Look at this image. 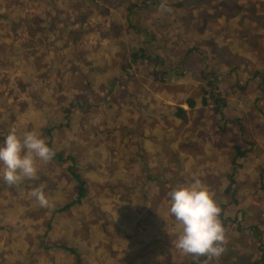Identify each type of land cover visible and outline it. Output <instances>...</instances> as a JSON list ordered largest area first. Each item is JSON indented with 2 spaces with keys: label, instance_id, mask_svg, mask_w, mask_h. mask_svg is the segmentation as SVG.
Segmentation results:
<instances>
[{
  "label": "rangeland",
  "instance_id": "obj_1",
  "mask_svg": "<svg viewBox=\"0 0 264 264\" xmlns=\"http://www.w3.org/2000/svg\"><path fill=\"white\" fill-rule=\"evenodd\" d=\"M156 1H159L157 5L127 14L126 6L138 0H51L57 12L51 13V24L46 26L57 31L59 50L66 47L71 52L68 66L59 62V52H52L51 56L42 59L45 63L40 66V73L33 77L37 86L31 82L27 87L23 78L11 85L10 103L14 106L24 104L23 108H26L35 93L41 90L38 83L39 78H43L51 86L47 87L46 97L58 112L72 90L69 79L78 85L83 82L84 58L88 53L80 51L84 48L80 47L78 38L91 31L88 28L89 12L94 13V17L97 12L102 13L104 21L108 18L112 21L108 27L96 28L98 36L118 39L119 59L113 60L112 66L124 60L131 51L129 48L144 47V42L149 39L133 34L126 20V15H131L142 27L148 28L147 37L154 35L144 53L148 56L156 54L157 62L161 60L169 70L164 80L156 79L151 88L150 97L155 99L154 108L147 116L146 123H151L150 127L146 125V133L160 129L166 137L204 138L217 146V152L211 157L212 165L234 173L231 187L225 193L221 188L214 196L220 198L229 191L233 194H227L225 201L215 199L225 207L226 219H221L224 252L218 258H200V264H264V192L258 188V174L264 168V0ZM78 11H83L84 15L79 21L73 20ZM37 56L29 55L23 61L26 63L28 57ZM127 59L132 60L129 54ZM11 61V56L0 58V80L4 90L7 83L1 75L15 69L14 64H9ZM88 64L94 67L91 62ZM134 64L130 71L149 77L144 63L137 60ZM124 65L128 69L132 64L126 61ZM201 70L216 74L215 86L206 84ZM123 97H117L115 103H121ZM202 97L206 98L204 104H201ZM223 100L225 103L221 107ZM42 107L46 106L42 104ZM163 107L166 111L174 109L175 115L163 116L160 114ZM20 111L14 109L11 115L17 117ZM23 112L27 114L28 111L24 109ZM73 117L76 118L74 123L82 127L65 129L69 123L59 121L61 128L59 125L54 127L53 132L57 135L51 140L54 151L61 152V158L72 155L73 162L67 159L58 162L53 158L47 163V170L39 169L36 188L43 189L50 206L23 212L24 221L33 217L30 224L23 226L24 233L19 224L0 227V264H76L77 258V264H131L126 262L128 257L123 256L131 245L126 249L122 247L127 240L121 237L122 233L115 225L117 218L111 214L112 207L123 199L121 193H115L109 179L102 186L96 185L92 180L94 174L83 171L82 167L86 153L95 150L96 141L95 130L90 125L85 129L83 125L88 118H96L94 115ZM112 117L119 116L107 115L105 119L110 121ZM61 118H64L62 114ZM42 121L29 115L24 116L23 124L33 128L41 126ZM110 135L115 138L112 134L107 138ZM101 143L106 148L104 139ZM235 146L240 152L245 150V155L234 157ZM41 163L38 162L39 168ZM79 172L93 185L86 184V194L78 203L60 210L75 199L77 185L68 175ZM24 185L26 179L21 186ZM9 187L15 188L14 185ZM237 192L241 198L235 202ZM142 247L148 255L152 254L149 247ZM137 255L139 252L135 251L134 256ZM167 255L171 258L169 251Z\"/></svg>",
  "mask_w": 264,
  "mask_h": 264
},
{
  "label": "crops",
  "instance_id": "obj_2",
  "mask_svg": "<svg viewBox=\"0 0 264 264\" xmlns=\"http://www.w3.org/2000/svg\"><path fill=\"white\" fill-rule=\"evenodd\" d=\"M50 2L51 0H0V58L11 56L12 61L9 64L16 66L14 70L1 75L7 86L4 90L3 82L0 80V144L3 143L8 132L14 128L20 136L27 131H35L39 134L42 132L40 135L53 148L51 140L57 135L53 129L58 125V128H61L59 121L69 123V127L63 125V127L66 126L65 129L77 128L82 126L74 123L76 118L73 115L86 118L94 115L96 119L88 118L83 127L87 129L90 125L91 129L95 130V150L86 153L82 167L83 171L90 175L94 174L92 180L96 185L102 186L105 180L109 179L115 193H121L119 195L123 199L112 207L111 214L113 218H117L114 219L115 225L122 233L121 237L127 240L122 247L126 249V246L131 245L129 252L126 253L125 250L123 253V256L128 257L126 262L200 264V258L204 257L197 258L185 254L175 246L182 226L169 212L168 194L174 188L189 184L193 178H198L214 197L221 188L225 193L226 189L231 187L234 173L212 165L211 157L217 152V146L204 141V138L184 140V137H166L160 129L150 134L146 133L145 127L146 125L150 127L151 123L150 121L146 123L147 116L154 108L155 97H150L151 88L156 79L160 82L164 80L160 72H163L167 65L161 60L155 63L151 58L141 60L139 63L147 66L151 78L143 77L139 73L130 71V68L135 66V62L127 59L129 51L123 61L119 60L112 66V61L119 59L118 39L112 36H98L96 32V28L100 26L108 27L111 20L106 16L108 19L104 21L105 16L102 13L97 12L98 14L96 13L94 17V13L89 12L88 28L91 31L77 39L80 47L84 48L80 51L88 53L83 65L86 75L82 77L83 82H80V85L69 79L72 90L68 99L60 105L58 112H55V106L50 98L46 97L47 87L51 88V86L43 78H39L38 83L41 90L35 93L26 108H23L24 104L14 106L10 103L11 85L23 78V81H27V87L31 82L37 86V80L33 77L40 73V66L45 63L42 59L51 56L52 52H59L61 56L59 62L68 66L71 52L66 47L59 50L60 39L56 34L57 31L53 32L46 26L51 24V13L57 12L55 4ZM83 15V11H78L73 20L79 21ZM126 20L129 23L135 21L129 15L126 16ZM145 30L147 31L148 28ZM141 35L145 39L149 38L142 47L145 50V47H148L147 43L153 40L154 35L147 37L148 32L147 35L138 33L139 37ZM21 39L24 40L21 41ZM124 41L126 47V40ZM134 48L129 50L132 51ZM34 54H38L37 58L28 57L26 63L23 61L24 57L29 55L33 57ZM151 55L156 54L151 53ZM126 61L132 64L128 69L124 65ZM88 62H91L94 67ZM0 69H2L1 63ZM2 92H5L4 95ZM58 92L63 96L62 89L59 88ZM119 96L125 97L118 104L115 100ZM36 104L39 105L36 106ZM42 104L46 107H42ZM201 104L204 103L201 101ZM14 109L21 110L17 113V117L11 115ZM24 109L28 111L27 114H24ZM174 111V109L166 111L163 107L160 114L169 117L172 114L175 115ZM61 114L65 119L61 118ZM29 115L42 119L41 126L33 128L24 126V116ZM107 115L119 117H112L108 121L105 119ZM108 134L114 135L115 138L111 135L107 138ZM102 139L105 140L103 144L106 148L102 146ZM192 149H194L193 153ZM41 168L47 170L48 165L42 162L39 169ZM75 174L84 181L86 194V184L93 185V182L87 177L80 176V172ZM68 176L71 179V173ZM230 179L232 183L229 185ZM22 183L23 181L15 184V188L9 187L0 174V227L19 224L20 231L24 233L23 226L30 224L33 217L30 216L29 220L24 221L23 212L27 213L36 207L39 210L38 207L41 206L34 197L30 196V192L36 188V180L31 182L26 179V185L23 187ZM227 194L233 196L231 191ZM239 194L240 192L235 193V201L240 200ZM226 195L214 199L225 201ZM217 205L221 209V219H226L224 204L217 203ZM142 246L149 247L152 254L148 255ZM135 251L139 252V255L134 256ZM168 251L171 258L167 255ZM175 255L178 256L176 259ZM125 257L122 260L125 261Z\"/></svg>",
  "mask_w": 264,
  "mask_h": 264
},
{
  "label": "clouds",
  "instance_id": "obj_3",
  "mask_svg": "<svg viewBox=\"0 0 264 264\" xmlns=\"http://www.w3.org/2000/svg\"><path fill=\"white\" fill-rule=\"evenodd\" d=\"M55 155L46 140L35 131L20 136L11 129L0 144V174L8 185L24 179H38V162L49 163ZM170 214L182 226L175 246L193 257L218 258L224 252V227L220 220L221 209L213 194L200 179L180 185L169 192ZM30 196L41 207H49L50 201L41 187L34 188Z\"/></svg>",
  "mask_w": 264,
  "mask_h": 264
},
{
  "label": "trees",
  "instance_id": "obj_4",
  "mask_svg": "<svg viewBox=\"0 0 264 264\" xmlns=\"http://www.w3.org/2000/svg\"><path fill=\"white\" fill-rule=\"evenodd\" d=\"M155 1L156 0H138V2H136V3H130V4H128L126 6V9H127V12L126 13L127 14H130L132 11L135 13V11H137L139 9H146V8L152 7L154 5H157L159 1H156V2ZM127 19H130V18L127 17ZM127 22H128V20H127ZM128 27L134 33H137V34L140 33V34L147 35V31L145 30V28H143L140 25V23L138 21H131L130 23L128 22ZM129 57H130V59H132V60H130L131 62H136L137 60L138 61L146 60V59H149V58H151V60H155V63L157 62V59L155 58V55H151V56L150 55L149 56L146 55L144 53V49L142 47H139V48H136V49H133L132 51H130ZM168 72H169V70L167 68H165L163 70V72H160V74L163 75L162 79L164 78V76H166L168 74ZM200 75H201V77L203 79H205V82H206L207 85H211L212 87L215 86V81H216L217 77H216V74L214 72H212V71H206L204 73L203 70H201V74ZM211 94H213V93H211ZM216 95H218V94H216ZM201 101H202V103H205L206 98H203L202 97ZM216 101L217 100L215 99L212 102L214 103ZM224 103L225 102L223 100L222 103H221V107L224 105ZM188 105H191V101H188ZM47 144L49 145L48 142H47ZM234 151H235L234 157L243 156L246 153L245 150H243L242 152H240V149L237 146L234 147ZM54 158H57V160L60 161V162L65 161V159L73 162V157L70 156V155L61 158V152H55ZM71 177L76 181V185H77L75 199H73L72 201H70L69 204H65L64 206H62L60 208V210L65 209L66 207H68L69 205H72L73 203H78L81 200V198L85 195L84 181L81 180L75 173H71ZM258 179H259L258 188L261 191L264 192V183H263V180H264V168L259 171ZM231 183H232V180L230 179L229 185ZM220 220H221V216H220ZM60 248L61 249H64L63 247H60ZM67 249L69 251H71V250L73 251L72 248H67ZM76 261H77V263H79L78 258L76 259Z\"/></svg>",
  "mask_w": 264,
  "mask_h": 264
}]
</instances>
